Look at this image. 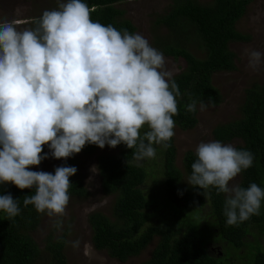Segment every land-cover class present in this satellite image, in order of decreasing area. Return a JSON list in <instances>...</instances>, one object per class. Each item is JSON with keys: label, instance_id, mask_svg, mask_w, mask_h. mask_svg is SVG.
I'll use <instances>...</instances> for the list:
<instances>
[{"label": "clouds", "instance_id": "1", "mask_svg": "<svg viewBox=\"0 0 264 264\" xmlns=\"http://www.w3.org/2000/svg\"><path fill=\"white\" fill-rule=\"evenodd\" d=\"M18 23L0 22V185L34 189L24 197V207L62 217L77 169L30 170L49 158L44 147L53 158L66 160L88 144L101 149L124 144L135 149L137 161L152 159L157 146H171L180 91L162 52L139 33L93 21L84 0H58L34 28L18 30ZM246 54L249 67L257 70L264 54ZM209 106H214L211 97L200 103L201 110ZM186 110L194 113L197 103ZM196 156L187 183L205 196L210 188L226 194L229 226L260 214L264 189L256 183L230 186L252 167L250 151L214 140L201 142ZM0 212L15 218L18 200L0 195Z\"/></svg>", "mask_w": 264, "mask_h": 264}, {"label": "trees", "instance_id": "2", "mask_svg": "<svg viewBox=\"0 0 264 264\" xmlns=\"http://www.w3.org/2000/svg\"><path fill=\"white\" fill-rule=\"evenodd\" d=\"M121 1L84 0L90 8L93 21L134 33L133 24L123 19V12L115 7ZM249 3L250 0H213L211 4H201L197 0H175L170 11L160 18V23L172 32L173 38L172 42L158 39V47L165 56L184 59L186 62V69L173 77L180 91L177 98L178 114L173 117L174 131L177 127L184 131L192 130L197 125L201 102L207 104L211 97L214 105L221 103L222 96L213 84V77L217 73L235 69L236 56L229 45L250 40L248 35L240 33L236 28ZM37 21L32 22V28ZM193 35L201 49L205 50V56L197 57L189 51ZM192 101L197 103L194 113L186 110ZM213 137L223 144L240 141L235 148L253 154V165L241 173L239 186L247 188L256 183L264 189V83L246 90L241 117L215 127ZM170 145L167 149L162 148V160L166 185V201L163 204L171 209V213L168 220L149 226L147 209L151 200L142 189L147 172L134 158L132 153L135 149L131 150L121 144L116 147L117 154L99 157L98 169L103 190L107 194L116 195L113 212L117 222H111L99 212L90 215L94 247L107 252L113 259L126 262L139 256L157 240L150 259L142 264H222L220 259L209 254L205 246L211 229L216 228L218 238L237 251L249 247L250 253L252 245H260L259 241L256 244L249 243L248 235L251 228L258 227L264 236V201L259 215L229 226L224 216L226 194H218L215 188H210L205 196L202 189L183 186V174L176 166L174 137ZM98 148L88 144L82 151L91 155ZM196 159V153L191 151L184 157L183 165L188 176L191 175V165ZM61 166L76 168L73 161ZM70 182V197H88L87 189L76 174L70 177ZM7 194L18 200L20 214L9 220L5 213L0 212V264H37L41 252L31 234L39 227L44 214L38 213L32 205L24 207L23 204L24 197L34 194V189L20 190L13 184L0 185V195ZM206 205L213 221L204 231L208 236L203 242V239L196 236L197 226L194 221L201 222L200 211ZM191 211L198 212V217H183ZM190 225L193 226L189 230ZM66 243L64 236L49 241L47 251L51 257L50 264H69L65 255ZM260 246L262 250L252 254L251 261L247 255V264H264V246Z\"/></svg>", "mask_w": 264, "mask_h": 264}, {"label": "rangeland", "instance_id": "3", "mask_svg": "<svg viewBox=\"0 0 264 264\" xmlns=\"http://www.w3.org/2000/svg\"><path fill=\"white\" fill-rule=\"evenodd\" d=\"M201 4H211L213 0H197ZM175 0H123L115 5L123 12V19L129 20L135 27L134 33H139L145 37L150 45L162 52L158 47V39L171 41L172 32L160 23V18L165 16ZM58 7V0H0V22L18 21V30L32 28V22L38 20L45 10H51ZM237 30L250 37L248 42H233L229 45L230 50L235 54V69L232 71L221 72L213 77L214 86L220 91L222 101L218 105L209 106L204 110L198 109V123L188 131L175 129V147H176V166L183 174L182 185L189 186L188 174L184 168L183 160L187 152H195L201 142L214 141L213 131L215 127L235 121L241 117V106L245 97L246 90L252 86H262L264 83V58L257 70L249 67V58L246 52L259 51L264 54V0H250L244 16L236 25ZM192 54L197 57L205 56V50L200 47L199 41L192 36L190 49ZM164 55V54H163ZM165 68L172 73V78L186 69L184 59H175L165 56ZM142 131H147L145 128ZM240 141L230 143L236 147ZM45 155L49 158L43 160L38 167H33L32 171H44L52 173L57 167L73 161L76 165V175L82 181L88 191V197L78 198L70 197V202L66 212L62 217H49L44 214L39 227L31 236L35 240L41 252L37 264H50L51 257L47 251L50 240L55 241L59 237H65L67 240L65 246V255L69 264H142L150 259L156 245L154 240L139 256L130 258L126 262L111 258L107 252L100 251L94 247L93 231L89 222L92 213L99 212L107 216L111 222H117L114 215V206L116 195L107 194L102 187V179L98 169V159L101 155H115L118 150L105 146L98 148L93 154L87 155L83 151L74 154L72 157L64 160H57L51 156L47 146L44 147ZM162 147L157 146L156 156L152 159H145L137 163L147 172V178L142 185V189L149 197L150 207L147 209L149 222L159 224L170 216L171 209L164 206L166 201V185L164 183ZM241 174L232 184L239 185ZM159 200V201H157ZM198 217L199 213L191 211L183 215L184 218ZM201 222L196 223V236L200 240L206 236L204 231L213 221V217L206 205L200 211ZM61 221L57 226L56 221ZM193 225L189 226V230ZM185 232V230L183 231ZM210 237L205 241V246L209 254L220 259L222 264H247V255L251 261L252 254L257 250H262L264 246V236L258 227H253L248 235V242L260 245H252L251 252L249 247L241 250L234 249L231 245L225 243L216 234V228L210 230Z\"/></svg>", "mask_w": 264, "mask_h": 264}]
</instances>
